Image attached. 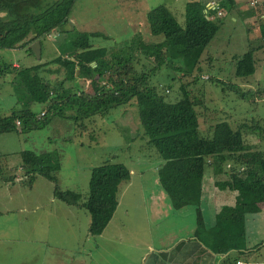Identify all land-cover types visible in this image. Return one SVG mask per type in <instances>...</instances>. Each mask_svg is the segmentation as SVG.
I'll return each mask as SVG.
<instances>
[{
    "label": "trees",
    "instance_id": "1",
    "mask_svg": "<svg viewBox=\"0 0 264 264\" xmlns=\"http://www.w3.org/2000/svg\"><path fill=\"white\" fill-rule=\"evenodd\" d=\"M74 1L0 0V49L26 47L32 55L28 48L31 42L37 39L40 44L42 38L59 32L67 44L63 55L45 63L19 66L15 70L11 64L0 65V75L4 70L14 71L10 83L18 104L8 115L0 116V134L42 129L53 116L73 121L93 118L94 121L95 117H103L111 109L132 100L147 143L161 157L156 177L173 209L194 206L197 228H203L198 204L204 180L210 179L211 186L219 190L235 192L233 205L221 207L215 214L207 242L213 252L232 250L240 253L244 245V217L257 213L264 203V151L251 148V143L246 141L248 136L244 139L241 131L264 137V120L261 124L239 123L234 129L227 121H218L211 126V136L202 137L198 134L194 109L201 104L202 96L196 97L190 89L196 77L183 82L197 69L204 47L217 32L220 19L229 11L232 0L218 2L220 15L202 2L189 0L183 5L182 25L163 4L147 10L148 32L161 39L144 41L135 35L124 46L127 51L140 52L152 63L150 69L138 72L133 69L131 56L125 52L119 55L121 50L115 52L116 49L94 47L91 38L98 36L97 32L65 35L67 31L63 26ZM254 14L251 8L244 15ZM263 17L258 19L261 36H264ZM256 47L251 45L244 53L233 57L235 76L244 77L254 72L253 51ZM91 62H94L93 66ZM46 64L56 67L46 68ZM162 65L175 71L181 81V95L174 101H165L158 87L149 80L150 74ZM52 74L57 78H48ZM201 78L225 83L216 77ZM262 93L264 89L257 88L251 94L260 96ZM35 103L43 106L40 116V112L32 109ZM66 107L72 109V113L66 114ZM18 156L19 168L28 184L35 174L40 175L53 183L54 199L86 211L89 235H98L106 226L117 205L118 185L130 177L129 169L122 163L104 162L93 166L89 170L86 194L80 200L78 192L59 188L56 184L54 173L59 169L56 150L42 153L22 150ZM205 166L210 168L206 179ZM14 178V174L5 177L0 174L1 181Z\"/></svg>",
    "mask_w": 264,
    "mask_h": 264
},
{
    "label": "rangeland",
    "instance_id": "2",
    "mask_svg": "<svg viewBox=\"0 0 264 264\" xmlns=\"http://www.w3.org/2000/svg\"><path fill=\"white\" fill-rule=\"evenodd\" d=\"M138 1L75 0L68 21L63 26V29L67 31L65 35L74 36L80 31L97 32L98 36L91 38L93 46L104 47L107 50L116 49L115 52L121 50L119 55L125 52L126 55L131 56L132 66L136 72L146 71L152 67V63L140 52L127 51L124 46L131 38L134 39L135 35L140 36L144 41L161 39L159 35L149 34L144 18L145 12L158 4L166 6L178 24L182 25L183 0H142L141 4ZM133 12L132 22H135V26L128 24V19L132 18ZM230 15L228 12L220 19L217 32L203 49L202 59L197 69H194L191 76L185 77L183 81H188L192 76L196 77L190 89L196 97L202 96L201 104L194 109L197 115L198 134L205 138L211 136V126L218 121L225 120L234 129L239 123L251 125L258 122L261 124L264 120V93L260 96L251 94L257 88L264 89V37L260 34L261 26H258L257 18V20L251 18L253 16L237 18L233 21ZM62 38L61 32L51 33L42 38L39 60L29 54L26 47L0 49V65L16 62L24 67L28 63L48 62L55 56L63 55L67 49V44ZM259 44L263 46L257 48ZM251 45L257 46L253 51L254 72L251 75L237 77L234 75L233 57L241 55ZM46 66L50 69L56 67L54 64H46ZM13 74L14 71L4 70L0 75V116L8 115L13 108L18 107L10 83ZM201 76L216 77L226 84L214 83ZM48 78L54 80L57 77L52 74ZM149 80L151 84L158 87L165 101H174L181 95L179 90L181 81L170 67L162 65L159 70L150 74ZM230 83L233 85H229ZM42 107L40 103L32 105L35 112ZM72 111V109L65 108L66 114ZM208 125L209 127H204ZM41 130L37 133L39 138L48 136L46 139L49 145L48 143L46 145L50 147V150H58L61 154L58 160H60L62 171L54 173L59 188H68L78 192L82 200L87 191L89 168L104 162L122 163L129 169L131 171L129 184L123 189V184L126 182L119 183L121 186L118 206L114 210L112 220L105 227L108 229L103 238L93 237L96 239L93 243L87 240L88 243L77 244L78 247L76 243H73L71 236L68 237L61 229L49 228L50 230L55 229L59 238L63 235L61 239L70 245L66 247L72 251L68 256L65 253L64 256L56 253L54 239L51 236H49V248L44 250L39 245L35 247L34 242L38 234L26 232L24 225H20L21 219H25L22 216L26 217L30 214L28 211L13 209L11 212L14 214L1 212L3 213H0L1 264H53V261H61L60 264H135L146 249L145 243L156 244L159 239L164 238L167 231L171 230L169 234L172 233L171 228H187L191 223L193 207H184V213L180 211L169 213L172 209L165 197L166 205L159 212L160 214L150 212L149 200L152 196L159 192L164 195L156 177L157 167L162 160L155 148L147 143V137L142 133L136 106L132 100L111 109L103 117H95L94 121L93 118L73 121L69 118L53 116ZM241 134L244 139L248 136L246 141L251 143V148L264 151V137L248 134V131H241ZM15 138L12 133L0 135V151L4 152L6 149L8 152L11 149H17L21 143L15 141ZM19 164L20 158L14 153L2 157L0 159L1 176L5 177V175L14 173L21 175L20 168L17 167ZM7 166H13V168L8 169ZM208 170L210 168L205 166L204 179L208 176ZM0 183L6 185H2L1 190L9 187L6 181L0 180ZM31 183V188L23 187L25 184L15 183L12 187H18V192L14 193L18 196L4 195L6 202L9 205L11 201L17 203L21 198L24 199V190L29 199L33 198L35 203H42L41 211H47L50 205L45 202L47 201L45 194L50 191L53 183L37 174L34 175ZM21 205L25 206L26 202L21 200ZM81 211L88 216L85 210ZM209 215L210 211L205 214V219ZM83 222L82 215H78L77 238L83 234L81 231ZM246 228L245 233L249 241L253 242V246L258 245L254 254L239 255L240 260L251 262L248 257H253V262L264 263V211L256 216L248 215ZM36 231L40 232L38 229ZM94 243L95 248L88 252L85 248ZM58 251L63 252V249H58ZM85 252L88 255L90 253L92 259L88 261L87 257L77 255V253L85 254Z\"/></svg>",
    "mask_w": 264,
    "mask_h": 264
},
{
    "label": "crops",
    "instance_id": "3",
    "mask_svg": "<svg viewBox=\"0 0 264 264\" xmlns=\"http://www.w3.org/2000/svg\"><path fill=\"white\" fill-rule=\"evenodd\" d=\"M187 1L189 0H183L182 1L183 5ZM194 1L202 2L208 8L209 0H194ZM217 1L219 2L220 0H217ZM251 1H253L254 3L253 5L251 4ZM142 2H143L142 0L138 1V3L140 4ZM183 5H182V9H183ZM251 8L254 9V13H255L253 17L251 18L253 19L255 18L254 20L261 18V16L264 15V14L261 15V13H264V0H232V5L231 7H229V11H228L231 14L229 17H232L231 19L233 21L236 20L237 18H241V19L243 17L246 18L248 16L244 14L245 12H247V10ZM228 12L226 11V14ZM182 15H183V12H182ZM224 16L225 14L222 16V18ZM131 17L132 18L128 19L129 20L128 24L135 26L136 25L135 22H132L134 19V12L131 14ZM39 59H40V56L38 59L36 58V60H39ZM38 63L40 62L28 63L27 66L38 64ZM10 64L14 69H17L20 66L16 62H11ZM46 68H48V66H46ZM41 110L43 109L41 108L38 112H40ZM40 131L42 130L37 129V130H31V131L23 132V133L18 132V131L11 132L16 137L15 141H20L21 145L15 150L11 149L8 152H6V149H5L4 152L0 151L2 157L9 156L12 153L18 156V153L22 150H30V151H33L34 153H42V152L49 151L50 147L46 145V143H48L49 145L48 139H46L48 138V136L39 138V135L37 133ZM0 135H3V134H0ZM44 140L46 142H44ZM57 153L60 159L61 154L58 150H57ZM17 167L19 168L18 165ZM9 168L11 169L13 168V166L8 167V169ZM60 170L62 171V166H60V160H59V169L57 170V172H59ZM20 171H21V175L19 173H17V175L14 173L15 178L12 181L7 182V185L9 186L8 188H3V190H1V187L3 184L0 183V213L1 212H4V214L13 213L11 212L13 209H17L18 211H28V213L30 214H27L26 217L22 216V218H25V219H21L22 221L20 225H24V231L30 232L33 234H38V238L34 242L35 247L39 245L44 250L49 248L48 246L49 236H51L54 239L56 253L62 256H64V253L67 256L72 253L71 250L66 248V247H70L67 241L61 239L63 235L59 238V236H57L55 233L56 230L55 229L50 230L49 228H57V230L61 229L68 235V237L71 236L73 243H76V245L77 244L79 245L81 243L85 245L88 242L93 243L96 240L93 237L103 238V236L106 234V231H107L106 229H108L105 227L112 220V216L115 211L113 212L106 226L103 228V230L98 235H89L87 233L88 216H86L85 212L81 211L82 208L67 205L61 201L54 199L51 193L52 187L50 188V191L47 194H45L46 200H47L45 202L50 205V209H48L47 211H41L42 203H37V202L35 203L33 201V198L32 200L31 198L29 199V197L27 196L24 190H23L24 199L21 198V200L26 202L25 206L21 205V200L17 203L10 200L11 204L8 205L4 195H7L9 197L18 196L14 194L18 192V187H12L13 185H15V183L17 185L25 184L23 187H28V188L32 187V183L30 182V184H28L26 182V176H24L23 171L21 169ZM129 173L131 175L130 170H129ZM129 180H130V177L127 181H125L126 183L125 182L121 183V184L125 183L123 184V189L126 186H128ZM3 186H6L5 183ZM66 186L67 185H65V187ZM120 186L121 185H119L117 189L116 207L118 206V202L120 198L118 195L120 192ZM19 190H20V187H19ZM234 195H235V192L233 191H230L227 189L219 190L216 187L211 186L210 179L204 180L203 185H202L201 197H200V201L198 204L203 228H197L196 210L194 206H190V207H193V219L191 218V223L187 226V228H171L172 233L169 234L171 230H169V232L167 231L164 238L159 239V241L156 242V244L145 243L144 246H146V249L142 252V255L139 257V261L136 262L135 264H237L236 262L238 261L241 262L242 264H264V263H261L260 261L253 262L252 261L253 257H248L249 258L248 260L251 262H243L240 260V257H239V255L241 254L242 256L244 255L249 256L251 254H254L255 252V249L258 244L256 246H253L252 245L253 242L249 241V239L246 236V233H245L247 229L246 219L248 215L256 216V215H259L262 211H264V203L260 205L259 211L257 213L246 214L244 217L245 218L244 219V245L242 246V249H240L241 251L240 253H236V251H232V250H228L225 253H216V252H213L208 245V242H207L209 240L208 235H209V232H212V228L210 227L214 224L215 214L219 211L221 207L232 206L234 203ZM164 197L166 198V201H168L169 203L168 205H170L169 207L172 209V211L169 213H172V212L179 213V211L180 213H184L183 208L187 206H184L180 209H173L165 193L163 195L161 192H159L156 195L152 196V199L149 200L151 214H160L159 212L165 208L166 204L164 202ZM208 211H210V215L207 219H205V214H207ZM78 215H82V218H84L83 226L81 228V231L83 232V234L79 238H77V235H76ZM37 229L40 231L39 233H37L36 231ZM93 248H95V243L88 245L85 249H87L88 252H91ZM58 249H63V252L58 251ZM77 255L82 256V257H87L88 261L92 259V255L90 253L88 255L87 252H85V254L77 253ZM235 255H238V256H235ZM67 260L70 261L71 259H67ZM60 262L61 261H55V262L53 261V264H60Z\"/></svg>",
    "mask_w": 264,
    "mask_h": 264
},
{
    "label": "water",
    "instance_id": "4",
    "mask_svg": "<svg viewBox=\"0 0 264 264\" xmlns=\"http://www.w3.org/2000/svg\"><path fill=\"white\" fill-rule=\"evenodd\" d=\"M28 48L30 49V51L33 54V56L38 59L39 56H40V44H39V41L37 39L34 40L33 42H31L28 45ZM90 65L93 66L94 62H91Z\"/></svg>",
    "mask_w": 264,
    "mask_h": 264
},
{
    "label": "built area",
    "instance_id": "5",
    "mask_svg": "<svg viewBox=\"0 0 264 264\" xmlns=\"http://www.w3.org/2000/svg\"><path fill=\"white\" fill-rule=\"evenodd\" d=\"M253 1H251L252 3ZM208 8H211V9H215L216 10V14L217 15H220L221 14V11L219 9V3L217 0H209L208 2ZM42 115V112L39 113V116ZM15 124H18V121H15ZM237 264H242L241 262H236Z\"/></svg>",
    "mask_w": 264,
    "mask_h": 264
}]
</instances>
